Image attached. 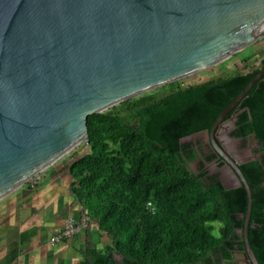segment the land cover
I'll list each match as a JSON object with an SVG mask.
<instances>
[{"label":"water","instance_id":"obj_1","mask_svg":"<svg viewBox=\"0 0 264 264\" xmlns=\"http://www.w3.org/2000/svg\"><path fill=\"white\" fill-rule=\"evenodd\" d=\"M263 39L264 0H0V198L85 140L89 114ZM263 75L264 68L204 130L246 190L253 263L250 189L218 130Z\"/></svg>","mask_w":264,"mask_h":264},{"label":"trees","instance_id":"obj_2","mask_svg":"<svg viewBox=\"0 0 264 264\" xmlns=\"http://www.w3.org/2000/svg\"><path fill=\"white\" fill-rule=\"evenodd\" d=\"M240 62L247 71L183 87L170 82L173 88L163 95L146 91L87 116L88 150L68 166L70 187L87 218L85 230L106 234L110 242L91 248L78 264H220L229 256L235 229L243 227L246 190L225 188L201 159L192 170L198 156L208 160L214 153L180 140L209 130L264 68V57L256 67L248 58ZM232 116L230 135L251 137L261 152V161L239 165L251 193L247 233L257 253L264 243V75L223 121Z\"/></svg>","mask_w":264,"mask_h":264},{"label":"crops","instance_id":"obj_3","mask_svg":"<svg viewBox=\"0 0 264 264\" xmlns=\"http://www.w3.org/2000/svg\"><path fill=\"white\" fill-rule=\"evenodd\" d=\"M74 159L58 158L0 198V264H78L91 248L110 242L106 234L83 228L50 244L68 218L78 224L83 215L70 187Z\"/></svg>","mask_w":264,"mask_h":264},{"label":"rangeland","instance_id":"obj_4","mask_svg":"<svg viewBox=\"0 0 264 264\" xmlns=\"http://www.w3.org/2000/svg\"><path fill=\"white\" fill-rule=\"evenodd\" d=\"M262 57H264V39L234 54L233 56L217 63L216 65L212 67H209L207 69H204L199 72L193 73L191 75L185 76L183 78L177 79L172 82L183 87L185 85L194 84V83L203 81L210 77L223 75L226 72H233V71L245 72L248 70V68H244L243 64L240 62V59L248 58V61L250 62V66L256 67L259 63V59ZM172 88L173 86L169 85L168 83V84H165L163 86H160L150 91L158 95H163L169 92ZM233 123L234 121L232 120H227L222 123V127H220L218 130L219 138L222 141H224L223 139L225 138H228L229 140H231L230 142H228L227 147L231 150L233 155H235L237 158L240 159V161H243L249 158L259 157V154L256 153V151H248L247 149V145H249L250 147L251 146L255 147L254 141H252L251 137H247V139H245L243 144H240V139L230 138L229 132L233 128V125H234ZM186 140L191 141L195 148H197L198 146H202L203 151H208V147H207L208 138H207V134L204 131L195 133L191 135L190 137H188ZM87 150H88V146L85 140H83L77 145H75L74 147H72L64 155H62V157L68 160H71L87 152ZM197 154L200 155L199 152H197ZM199 159L204 160L202 156H198V158L195 161L189 164V167L192 170H196ZM203 162H204L205 167L208 168L210 171H213V172L220 171V169L216 166V164H213L212 162L205 161V160ZM220 176L224 184L228 185V179L224 177L225 175L221 173ZM213 225H214V229L212 230V234L217 236L218 227L220 223L215 221L213 222Z\"/></svg>","mask_w":264,"mask_h":264},{"label":"flooded vegetation","instance_id":"obj_5","mask_svg":"<svg viewBox=\"0 0 264 264\" xmlns=\"http://www.w3.org/2000/svg\"><path fill=\"white\" fill-rule=\"evenodd\" d=\"M229 136L232 139H235V138L240 139V144H243L245 139H247V138L242 139V138H239V137H234L232 135H229ZM223 140L224 141L221 140L222 146L225 147V150L228 152L230 157L234 161H236V163L238 162V166L241 165L242 163L250 161V160L257 159L258 161H261V157H260L261 152L258 151V144L253 139H252V141H254L255 147H253V146L250 147L249 145H247V149H248V151H256V153L259 154V157H257V158H249V159H246V160H243V161H240L239 158H237L235 155H233L231 150L227 147L228 142H230L231 140H229L228 138H225ZM207 145H208L207 146L208 147V151H203V147L202 146H198V148H200V150H202L204 153L213 152L214 156L212 158L208 159V160H206V159H204V160L205 161H210L213 164H216V166L220 169V171H219L220 173L217 172L218 177H219L220 180H222L220 174L223 173L225 175L224 177L228 179V185L224 184V182L222 181L224 185L229 186L230 188L240 187V186H237L236 181L232 178L231 173L229 172V168H228V165H227L226 161L221 156H219L218 153L212 148L209 140L207 141ZM204 160H202V161H204ZM203 166L205 167L204 162H203ZM206 169H207V173L208 174L216 173V172L210 171L208 168H206ZM263 185H264V181H263ZM249 217H250V214H249ZM239 218H243V227L235 229V233L237 235V238H233L232 239L234 242L232 243L231 247L228 248L229 256L226 257V258H221L220 264H264V243H260L259 251L256 253L252 249V247L250 245V242H249V239H248L247 231H248V225H249V218H248V222L246 224V234H247L248 243H249V245H250V247L252 249V252H253V254L255 256L256 263H253L251 258L246 255L245 238H244L245 215H242L240 213L239 214ZM259 253H260V256H259ZM262 253H263V255H262Z\"/></svg>","mask_w":264,"mask_h":264},{"label":"built area","instance_id":"obj_6","mask_svg":"<svg viewBox=\"0 0 264 264\" xmlns=\"http://www.w3.org/2000/svg\"><path fill=\"white\" fill-rule=\"evenodd\" d=\"M87 225V218L85 214L83 213L81 217V222L76 224L73 219L68 218L62 229L56 231L50 238V244L54 245L63 238H71L73 237L76 233L80 231V229L86 228Z\"/></svg>","mask_w":264,"mask_h":264}]
</instances>
